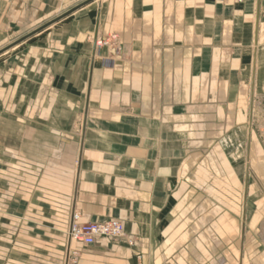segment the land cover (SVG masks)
Listing matches in <instances>:
<instances>
[{
	"label": "crops",
	"instance_id": "0c3cea01",
	"mask_svg": "<svg viewBox=\"0 0 264 264\" xmlns=\"http://www.w3.org/2000/svg\"><path fill=\"white\" fill-rule=\"evenodd\" d=\"M0 264H264V0H0Z\"/></svg>",
	"mask_w": 264,
	"mask_h": 264
},
{
	"label": "built area",
	"instance_id": "2783aa9c",
	"mask_svg": "<svg viewBox=\"0 0 264 264\" xmlns=\"http://www.w3.org/2000/svg\"><path fill=\"white\" fill-rule=\"evenodd\" d=\"M96 43L99 48L103 42L97 41ZM78 219V216L74 214L68 231V239L84 246L94 244L99 238L118 241L125 236L123 224L119 221L81 224ZM128 243L132 244L130 241Z\"/></svg>",
	"mask_w": 264,
	"mask_h": 264
},
{
	"label": "rangeland",
	"instance_id": "374dc122",
	"mask_svg": "<svg viewBox=\"0 0 264 264\" xmlns=\"http://www.w3.org/2000/svg\"><path fill=\"white\" fill-rule=\"evenodd\" d=\"M46 22V18L42 19L41 23L44 21ZM46 29V28H45ZM44 30V29H43ZM11 41V40H9ZM102 43V46H100L97 50H100L102 47H107V48H110V50H114L118 53L120 51L119 47H118V36L117 35H110L108 36L107 38H104L103 40H101ZM112 48V49H111ZM112 58V56H111ZM111 60V59H110ZM112 65L111 63L109 64V66ZM259 98H254V101L255 102H258ZM250 105H253V102L250 104ZM74 215V214H73ZM73 215H72V218L71 220L73 219ZM110 240V239H109ZM113 241V240H111Z\"/></svg>",
	"mask_w": 264,
	"mask_h": 264
},
{
	"label": "water",
	"instance_id": "95a60500",
	"mask_svg": "<svg viewBox=\"0 0 264 264\" xmlns=\"http://www.w3.org/2000/svg\"><path fill=\"white\" fill-rule=\"evenodd\" d=\"M70 13H72V12H69V13L66 14L65 16L69 15ZM65 16H63V17H61V18H58V19H55V20H53L52 22H50L49 24L44 25V26H43L40 30H38L37 32H40V31H42L43 29H45V28L51 26L52 24H54V23L58 22L59 20H61L62 18H64ZM37 32H35V33H37ZM31 35H34V33L31 34Z\"/></svg>",
	"mask_w": 264,
	"mask_h": 264
},
{
	"label": "bare ground",
	"instance_id": "6f19581e",
	"mask_svg": "<svg viewBox=\"0 0 264 264\" xmlns=\"http://www.w3.org/2000/svg\"><path fill=\"white\" fill-rule=\"evenodd\" d=\"M71 241V240H70Z\"/></svg>",
	"mask_w": 264,
	"mask_h": 264
}]
</instances>
